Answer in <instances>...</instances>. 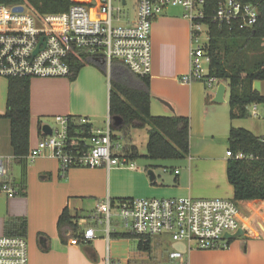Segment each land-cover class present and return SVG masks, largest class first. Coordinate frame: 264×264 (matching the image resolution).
I'll return each mask as SVG.
<instances>
[{"label":"crops","instance_id":"1","mask_svg":"<svg viewBox=\"0 0 264 264\" xmlns=\"http://www.w3.org/2000/svg\"><path fill=\"white\" fill-rule=\"evenodd\" d=\"M176 9L165 10L151 26L150 114L189 119V156L180 160H149L141 153L139 158L127 160L134 168L76 167L63 176L58 162L47 155L27 160L22 195L8 198L0 193V237L4 236L7 220L24 218L28 264L127 262L129 241L112 234L128 232L114 225L107 237L104 227L88 220L96 202L106 198L233 200L234 190L227 179L228 149L223 150L219 136L227 134V145L229 129L239 128L235 125L239 119H230L229 113H223L219 103L213 102L215 93L210 94L203 82L180 81L190 69L191 32L188 20L182 17L183 11ZM6 98L7 78L0 77V157L6 164L8 180L16 187L21 180V168L10 145V124L4 117ZM57 116L84 117L93 128H104L109 118L108 77L89 64L74 79L31 78L28 154L41 147L42 126L53 127ZM12 163L18 167L17 178L9 175ZM238 208L240 229L225 238L227 248L191 251L186 255V264H264V201L239 202ZM65 209L75 218V232L66 226L58 227ZM88 226L94 229L95 239L71 245L70 240ZM163 244H167L163 262L170 250H184L170 238Z\"/></svg>","mask_w":264,"mask_h":264},{"label":"built area","instance_id":"2","mask_svg":"<svg viewBox=\"0 0 264 264\" xmlns=\"http://www.w3.org/2000/svg\"><path fill=\"white\" fill-rule=\"evenodd\" d=\"M130 2V3H129ZM92 9L74 5L67 12L39 15L25 5H0V77L2 78H68L70 59L81 54L109 69L114 60L121 61L133 74L149 77L151 72V26L168 8H179L190 24V69L180 81L189 84L204 82L207 88L218 83L208 77L210 57L205 18L207 0H93ZM21 7L18 11L16 8ZM219 26L240 30L252 28L258 20L257 7L239 0H218L211 17ZM202 28L206 42L200 43ZM252 115L258 116L256 105ZM74 128L77 139L70 135L73 128L68 117H55L51 133L43 135L41 147L31 151L29 161L47 155L58 162L61 175L70 168L130 167L121 154V141L113 139L110 117L102 129L93 128L87 118H77ZM86 134V136H85ZM227 157L245 159L242 153L226 152ZM175 174H178L176 171ZM0 193L8 198L20 191L8 180V170L0 157ZM238 204L231 199L172 198L122 199L97 201L88 220L104 226L106 236L112 231V219L126 232L139 236H168L183 251L172 249L163 264H186L192 250L210 251L227 248L225 235L240 229ZM84 222V220H83ZM86 224V223H85ZM118 226V225H117ZM95 239L94 229L70 240L71 245ZM28 245L24 237H0V264H28Z\"/></svg>","mask_w":264,"mask_h":264},{"label":"trees","instance_id":"3","mask_svg":"<svg viewBox=\"0 0 264 264\" xmlns=\"http://www.w3.org/2000/svg\"><path fill=\"white\" fill-rule=\"evenodd\" d=\"M98 2V0H95ZM218 0H207L205 18L208 41L206 51L210 57L208 77L227 83L230 119H244L249 116L248 107L264 105V96L253 89L255 81H264V0H239L243 4L257 7V23L249 29L240 30L233 25L219 26L211 17ZM93 0H0V5H25L39 15H56L68 11L71 6L82 5L96 9ZM94 65L109 80V117L114 140H126L129 130L147 129L144 157L149 160H180L190 153V123L188 118L179 116H158L150 114L151 94L149 77L133 74L121 61L111 62L109 69L81 54H73L70 59L71 76L74 79L80 69ZM30 81L31 78H7L6 112L4 117L10 124V145L13 157L21 168V180L17 188L24 190V179L29 151L30 126ZM122 120L115 128L112 118ZM73 128L70 135L77 139L74 128H79L77 118L68 116ZM119 133V134H117ZM121 134V135H120ZM120 135V137H119ZM86 136V134H85ZM230 154L242 153L245 159L229 158L227 179L233 187V200L264 201V136L256 137L251 132L231 127L228 133ZM121 154L127 160L140 157L137 148L123 145ZM75 218L65 209L59 217L58 227L66 226L77 231ZM27 223L24 218H12L5 222L4 236L25 237ZM116 238L136 240L137 249L149 251L150 236H139L132 232L112 234Z\"/></svg>","mask_w":264,"mask_h":264},{"label":"rangeland","instance_id":"4","mask_svg":"<svg viewBox=\"0 0 264 264\" xmlns=\"http://www.w3.org/2000/svg\"><path fill=\"white\" fill-rule=\"evenodd\" d=\"M168 9L171 10V8H168ZM179 10H180L179 8L176 9L177 12H179ZM205 42H206V29L202 28V33L200 36V43H205ZM218 84H223L226 88V92H225L226 94L224 96L225 97L224 99H226V101H224L223 103H219L217 106H219V108L222 109L223 113L227 112L228 114L230 112V109L228 106L229 90H228L227 83L223 81H218V83H214L211 88H207L206 85L205 84L204 85L207 91L210 92V94H213L215 93ZM253 89L264 96V81H255ZM252 109H253V106H249L248 107L249 116L244 119H239L235 123V125H237V127L239 128H244L250 131L254 135L262 137L264 136V105H256V109L258 112L257 117L252 115ZM48 125H52V122L49 123ZM146 137H147L146 130L144 129L137 130V129L130 128L128 138L126 140H123L120 137V141H121L122 146L127 145L128 147H131V146L136 147L138 153L141 154V153H145ZM219 137L220 139H222V142L224 144L223 150L225 151L226 149H228V144L226 145L225 143L227 134L222 133ZM18 173H19L18 167L12 163L11 167L9 168V175L13 178L15 177L17 178ZM111 224L112 226L118 225L117 227L121 228L120 224L116 222V218L112 219ZM127 240L129 241V244H130L129 260L127 262H123V264H162L163 263V259H164L163 254L167 246V244L165 245L163 243H164V240L166 241L169 240V237L167 235L164 237L163 236L153 237L150 243L149 251H140L137 249L136 240L134 241L130 239H127ZM192 251H198V250H192Z\"/></svg>","mask_w":264,"mask_h":264},{"label":"water","instance_id":"5","mask_svg":"<svg viewBox=\"0 0 264 264\" xmlns=\"http://www.w3.org/2000/svg\"><path fill=\"white\" fill-rule=\"evenodd\" d=\"M16 10L21 11L22 8L18 7V8H16ZM102 64H104V62H102ZM225 92H226L225 86L223 84H218V86L216 88V91H215V96L213 98V102H215V103H223L224 102ZM164 104L168 105L165 102H164ZM112 122H113V126L115 128L121 126V124H122V120L120 118H118V117L112 118ZM41 130H42V133L45 134V135H49L51 133V130H50L49 126H47V125L42 126ZM230 237H232L231 234L225 235V238H230ZM175 249H177V248H175Z\"/></svg>","mask_w":264,"mask_h":264}]
</instances>
